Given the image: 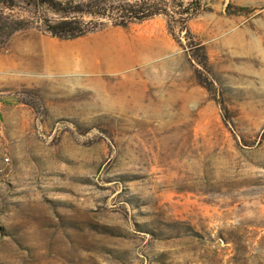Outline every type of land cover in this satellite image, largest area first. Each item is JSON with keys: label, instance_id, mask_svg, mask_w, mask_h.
<instances>
[{"label": "rangeland", "instance_id": "1", "mask_svg": "<svg viewBox=\"0 0 264 264\" xmlns=\"http://www.w3.org/2000/svg\"><path fill=\"white\" fill-rule=\"evenodd\" d=\"M202 3L0 49L87 56L0 70V264H264V0Z\"/></svg>", "mask_w": 264, "mask_h": 264}, {"label": "trees", "instance_id": "2", "mask_svg": "<svg viewBox=\"0 0 264 264\" xmlns=\"http://www.w3.org/2000/svg\"><path fill=\"white\" fill-rule=\"evenodd\" d=\"M0 7L8 10L21 7L29 15L27 19H15L0 13V49L15 33L31 28L51 38L69 41L108 27L126 29L157 16L167 19L169 31L171 22L190 35L188 22L205 11L202 0H0ZM244 11L248 10L238 8L232 14ZM218 105L225 111L221 102Z\"/></svg>", "mask_w": 264, "mask_h": 264}, {"label": "crops", "instance_id": "3", "mask_svg": "<svg viewBox=\"0 0 264 264\" xmlns=\"http://www.w3.org/2000/svg\"><path fill=\"white\" fill-rule=\"evenodd\" d=\"M97 49V48H96ZM87 55H94V48H88L83 51ZM91 56H88L90 58ZM71 58H82L87 59L86 55H83L81 52L72 51L70 49H59V50H53V51H47L44 50L42 54H36L35 51L32 52H24L19 51L18 53H15L13 56L9 58H0V70L1 71H16L17 69L26 66L31 71L35 70L36 62L42 61L44 63V71L45 74L53 72L54 69V61L55 60H63V59H71ZM92 58V57H91ZM37 59V60H36ZM61 70L60 68H58ZM48 78V77H47ZM29 81H40L38 77H29Z\"/></svg>", "mask_w": 264, "mask_h": 264}, {"label": "bare ground", "instance_id": "4", "mask_svg": "<svg viewBox=\"0 0 264 264\" xmlns=\"http://www.w3.org/2000/svg\"><path fill=\"white\" fill-rule=\"evenodd\" d=\"M54 66H56V67H57V65H54Z\"/></svg>", "mask_w": 264, "mask_h": 264}]
</instances>
